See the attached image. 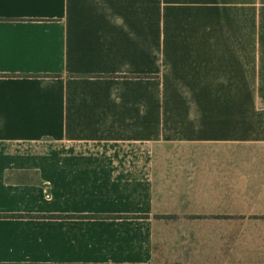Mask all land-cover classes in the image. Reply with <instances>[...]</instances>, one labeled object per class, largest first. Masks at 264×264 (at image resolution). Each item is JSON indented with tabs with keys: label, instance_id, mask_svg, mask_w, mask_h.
Returning <instances> with one entry per match:
<instances>
[{
	"label": "crops",
	"instance_id": "crops-1",
	"mask_svg": "<svg viewBox=\"0 0 264 264\" xmlns=\"http://www.w3.org/2000/svg\"><path fill=\"white\" fill-rule=\"evenodd\" d=\"M0 264H264V3L0 0Z\"/></svg>",
	"mask_w": 264,
	"mask_h": 264
},
{
	"label": "trees",
	"instance_id": "trees-1",
	"mask_svg": "<svg viewBox=\"0 0 264 264\" xmlns=\"http://www.w3.org/2000/svg\"><path fill=\"white\" fill-rule=\"evenodd\" d=\"M0 218H84L83 216L0 215Z\"/></svg>",
	"mask_w": 264,
	"mask_h": 264
},
{
	"label": "rangeland",
	"instance_id": "rangeland-1",
	"mask_svg": "<svg viewBox=\"0 0 264 264\" xmlns=\"http://www.w3.org/2000/svg\"><path fill=\"white\" fill-rule=\"evenodd\" d=\"M243 3L251 2V0H242ZM253 2L264 3V0H253Z\"/></svg>",
	"mask_w": 264,
	"mask_h": 264
}]
</instances>
